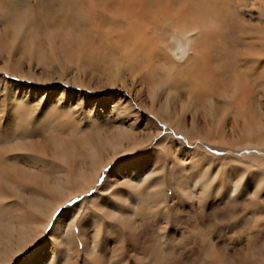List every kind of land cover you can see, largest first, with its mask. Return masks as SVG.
<instances>
[{
  "label": "bare ground",
  "instance_id": "6f19581e",
  "mask_svg": "<svg viewBox=\"0 0 264 264\" xmlns=\"http://www.w3.org/2000/svg\"><path fill=\"white\" fill-rule=\"evenodd\" d=\"M3 72L0 264H264V0H0Z\"/></svg>",
  "mask_w": 264,
  "mask_h": 264
},
{
  "label": "rangeland",
  "instance_id": "374dc122",
  "mask_svg": "<svg viewBox=\"0 0 264 264\" xmlns=\"http://www.w3.org/2000/svg\"><path fill=\"white\" fill-rule=\"evenodd\" d=\"M1 76H4L7 78H9L8 76V72H3L0 73ZM119 92H123L122 89H118ZM97 93H99V91H96ZM150 119L154 122V124L160 129V133L154 137V139L152 140L151 144L149 145L150 148L154 147L156 142L161 138L164 137L166 135H169L171 138H173L174 140H176V142L180 143L182 145H186L190 148H197L200 147L203 150H205L207 153H210L214 156H224L229 154V150L226 148H219L217 146H212V145H208L206 143H200V142H196V143H190L189 139L186 135H184L182 132L178 131L175 128H172L171 126H169L168 124H165L164 122H162L161 119H159L158 117H156L153 114H149ZM257 153L260 154L262 153V151H257L256 149H252V150H245V151H235V154H244V153ZM167 162H169V159H167ZM111 169V166L106 168L103 172H101V175L98 179V182L95 184V186L93 187L92 191H90L87 195H80L78 199H82L83 197H91L93 196L103 185L107 174L109 173ZM70 205L65 206V208H67ZM166 247H163V250H165Z\"/></svg>",
  "mask_w": 264,
  "mask_h": 264
}]
</instances>
